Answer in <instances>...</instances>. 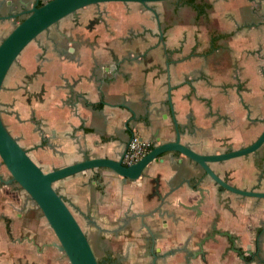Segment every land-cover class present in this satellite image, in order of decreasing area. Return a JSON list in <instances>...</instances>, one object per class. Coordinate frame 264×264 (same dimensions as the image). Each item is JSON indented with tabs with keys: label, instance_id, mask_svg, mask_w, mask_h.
I'll use <instances>...</instances> for the list:
<instances>
[{
	"label": "crops",
	"instance_id": "0c3cea01",
	"mask_svg": "<svg viewBox=\"0 0 264 264\" xmlns=\"http://www.w3.org/2000/svg\"><path fill=\"white\" fill-rule=\"evenodd\" d=\"M32 1L0 0V40L15 24L11 14ZM171 1L153 3L157 18L138 2L90 4L77 27L62 19L22 49L3 81L1 115L44 170L118 158L133 131L153 145L173 140L174 118L180 142L201 153L257 138L264 0H196L207 4L199 14ZM64 26L71 40L61 41ZM161 156L136 179L96 167L54 182L99 264H264V197L222 189L179 152ZM210 166L264 191V142ZM7 170L0 158V173ZM11 186L0 183V264H69L40 209Z\"/></svg>",
	"mask_w": 264,
	"mask_h": 264
},
{
	"label": "water",
	"instance_id": "95a60500",
	"mask_svg": "<svg viewBox=\"0 0 264 264\" xmlns=\"http://www.w3.org/2000/svg\"><path fill=\"white\" fill-rule=\"evenodd\" d=\"M106 1L138 2L154 10L151 2L165 0H46L43 2L33 0L29 7H23L14 13V16L21 15L20 20L15 22L0 40V91L7 71L30 41L35 40L50 26L57 25L67 15L77 16L82 7ZM168 100L171 104L170 93ZM174 126L173 140L153 145L144 155L130 164H125L122 160L124 151L118 158L84 157L69 164L44 170L11 134L2 119L0 108V158L10 172L11 179L17 182L44 215L57 238L55 245L67 257L69 264H99L88 237L68 201L54 186L55 181L66 176L87 169L106 167L122 177L136 179L149 162L160 158L162 160L161 155L168 152H179L195 161L222 189L243 196L264 197L263 190L245 189L230 184L210 166V162L213 161H222L256 151L264 142V128L248 145L221 152L201 153L188 144L180 142V131L175 118Z\"/></svg>",
	"mask_w": 264,
	"mask_h": 264
},
{
	"label": "flooded vegetation",
	"instance_id": "af4514ba",
	"mask_svg": "<svg viewBox=\"0 0 264 264\" xmlns=\"http://www.w3.org/2000/svg\"><path fill=\"white\" fill-rule=\"evenodd\" d=\"M40 2H43V1H41V0H39ZM174 1H176V2H186L185 0H173V1H171V2H174ZM157 2V1H156ZM195 2H196V0H195ZM153 3L155 4V2H151L150 4L154 7V5H153ZM166 3V2H165ZM149 9V8H148ZM80 10V9H79ZM150 11H152V13H153V15L157 18L158 17V14H157V12H156V10H155V8H154V10H152V9H149ZM14 13L15 12H13L12 14H11V18H15V22H17L18 20H17V16H15L14 17ZM78 17H79V14L77 15V16H73L72 14H70V15H67L66 17H64V18H62V19H64V20H72L71 22H72V24H71V26L70 27H77L79 24H80V21L78 20ZM62 19L58 22V24L60 25L61 23L60 22H62ZM20 20V19H19ZM63 20V21H64ZM98 20H100V18L99 17H97V18H95V19H91L90 20V22H92V21H94V22H97ZM57 24V25H58ZM57 25H52V26H50V28L49 29H53L52 27H55V26H57ZM63 28H65V26L64 27H62L61 28V30H59V33L62 35V39H61V41H64V40H71L72 39V37L71 36H68L64 31H63ZM68 28V27H67ZM48 29V30H49ZM158 36H159V38H160V40H162L163 41V30L161 29V26H160V23L158 22ZM47 31V30H46ZM44 32V31H43ZM41 34V33H40ZM77 38H80V37H76V39ZM74 40H75V38H74ZM8 72V71H7ZM180 131V130H179ZM131 137V136H130ZM145 139V138H144ZM147 140V139H146ZM149 141V140H148ZM129 142V141H128ZM149 143H150V145H149V149L152 147V143L149 141ZM127 148V147H126ZM126 150V149H125ZM4 164V163H3ZM8 171V170H7ZM211 178V177H210ZM212 179V178H211ZM1 182H4V183H6V184H10V185H12L11 186V188L13 189V190H18L19 188H21L18 184H17V182L16 181H14V180H12L11 179V175H10V173H9V171H8V174H5L4 176H3V174H1L0 173V183ZM231 184V183H230ZM234 185V184H233ZM236 186V185H235ZM238 187V186H237ZM22 189V188H21ZM23 190V189H22ZM27 194V193H26ZM236 194V193H235ZM239 195V194H238ZM28 196V195H27ZM243 196V195H242ZM9 219V218H8ZM6 220L5 221V223H4V227H5V229H6V232H7V234L9 235L10 234V228H9V225H10V221H12V218L11 219H9V220ZM9 222V223H8ZM234 235V234H233ZM232 235V236H233Z\"/></svg>",
	"mask_w": 264,
	"mask_h": 264
},
{
	"label": "built area",
	"instance_id": "2783aa9c",
	"mask_svg": "<svg viewBox=\"0 0 264 264\" xmlns=\"http://www.w3.org/2000/svg\"><path fill=\"white\" fill-rule=\"evenodd\" d=\"M149 145L148 140L139 136L136 131H133L122 157L123 162L130 164L136 161L149 150Z\"/></svg>",
	"mask_w": 264,
	"mask_h": 264
},
{
	"label": "trees",
	"instance_id": "16d2710c",
	"mask_svg": "<svg viewBox=\"0 0 264 264\" xmlns=\"http://www.w3.org/2000/svg\"><path fill=\"white\" fill-rule=\"evenodd\" d=\"M185 1L190 3L194 7V9L196 10V12L198 14L202 13V11L207 7V4H201L200 5V4L196 3L195 0H185ZM213 38H215V36Z\"/></svg>",
	"mask_w": 264,
	"mask_h": 264
},
{
	"label": "rangeland",
	"instance_id": "374dc122",
	"mask_svg": "<svg viewBox=\"0 0 264 264\" xmlns=\"http://www.w3.org/2000/svg\"><path fill=\"white\" fill-rule=\"evenodd\" d=\"M0 108H1V110H2V106H1Z\"/></svg>",
	"mask_w": 264,
	"mask_h": 264
}]
</instances>
